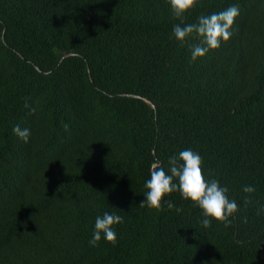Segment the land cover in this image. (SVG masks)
Instances as JSON below:
<instances>
[{"label":"trees","instance_id":"1","mask_svg":"<svg viewBox=\"0 0 264 264\" xmlns=\"http://www.w3.org/2000/svg\"><path fill=\"white\" fill-rule=\"evenodd\" d=\"M233 5L232 37L193 61L169 0H0V264H264V0H198L183 24ZM187 149L238 204L230 227L178 191L140 206ZM106 212L117 244L93 247Z\"/></svg>","mask_w":264,"mask_h":264},{"label":"clouds","instance_id":"2","mask_svg":"<svg viewBox=\"0 0 264 264\" xmlns=\"http://www.w3.org/2000/svg\"><path fill=\"white\" fill-rule=\"evenodd\" d=\"M169 3L174 16L181 20V24L173 27V35L177 41L181 45L186 44L193 34L201 38L200 44L191 46L193 61L204 57L210 50L219 49L221 41L227 42L232 37V28L239 15L238 6L233 5L220 13L208 16L202 15L198 17V22L195 24H183L186 14L196 8L198 0H169ZM27 101L28 98H25V107L34 112L35 109L30 108ZM13 133L28 143L29 129H21L19 125H15ZM145 188L147 191L144 194L145 199L140 203L141 207L146 205L149 209L162 211L163 204L166 203L171 209L174 205L171 201H166L165 197L178 191L183 199L191 201L202 210L204 219L201 223L205 228L211 226L213 219L226 228L230 227L239 211L236 201L228 198L226 187H221L216 180L205 179L202 157L191 149L182 150L178 155L170 157L167 171L159 161L154 162ZM243 191L251 194L255 189L252 186H245ZM245 203H251V200L246 197ZM261 213H264V206L259 208L257 215ZM244 222H247L246 218ZM121 223H123V217L115 213L106 212L102 217L97 216L89 244L97 247L103 238L115 246L117 234L114 226Z\"/></svg>","mask_w":264,"mask_h":264}]
</instances>
